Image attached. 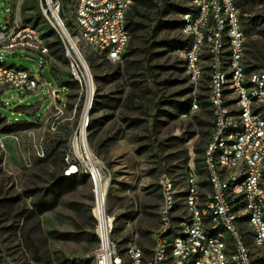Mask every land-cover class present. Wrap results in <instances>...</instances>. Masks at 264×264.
<instances>
[{"label": "rangeland", "instance_id": "374dc122", "mask_svg": "<svg viewBox=\"0 0 264 264\" xmlns=\"http://www.w3.org/2000/svg\"><path fill=\"white\" fill-rule=\"evenodd\" d=\"M55 1L61 5L60 16L77 43L93 80L94 101L88 140L96 165L110 181L107 203L108 214L115 218L113 240L122 252L131 245H138L148 256L158 227L162 196L158 160L149 140L151 116L147 115L146 108L151 103L139 67L141 51L127 58V50L122 64L110 63L106 55L82 40L75 22L77 0ZM178 1L184 7H192L191 0ZM17 2L0 0L1 28L8 27V17ZM27 5L30 9L25 12ZM41 9V0H25L22 18L42 32L50 56L45 59L34 52L17 50L4 52L0 57V62L6 66L29 70L40 84L32 93L24 89H0V115L9 120L0 121V202L18 197L27 202L30 212L34 211V198L29 193L36 191L41 198L47 187L58 182L62 169L65 166L68 169V159L79 161L74 139L88 99V86L86 83L81 86L70 77L68 58L61 57L66 46L60 32ZM176 33L173 32V36ZM251 35L248 40L259 41L255 32ZM169 49L160 50L156 58L157 63L165 67L158 70L162 81L174 82L163 86L168 102L157 119L156 145L169 163L168 173L181 180L193 163V143L194 162L202 161L212 130V113L204 99L201 110L182 117L191 104V87L182 71L184 66ZM71 55L76 57L74 53ZM42 66L45 67L43 74ZM171 66L176 68L169 70ZM263 67L264 63L257 71ZM47 83L59 93L57 100L61 103L51 96L49 88L42 89ZM201 96L206 97L204 87ZM64 177L67 176L64 174ZM85 177L86 184L77 185L71 193L63 192L55 206L39 214L37 219L15 220L14 216L4 215L0 203L1 264L7 260L36 263L35 242L47 250L44 256L48 264H96L94 253L99 241L98 222L94 216V186ZM18 205L24 207L25 204L21 201Z\"/></svg>", "mask_w": 264, "mask_h": 264}, {"label": "built area", "instance_id": "2783aa9c", "mask_svg": "<svg viewBox=\"0 0 264 264\" xmlns=\"http://www.w3.org/2000/svg\"><path fill=\"white\" fill-rule=\"evenodd\" d=\"M24 1L18 0L10 12L8 27H0V57L7 51L25 50L46 59L50 50L42 32L23 21ZM50 2L62 20L59 1ZM134 3L76 1L75 22L82 40L112 64H122L130 46L128 15ZM41 8L51 21L46 0H41ZM53 18L66 46L70 77L87 85L86 61L68 44ZM181 32L183 47L177 56L183 61L192 96L189 114L182 117L201 110L203 87L212 113L202 161L194 162L193 143V163L184 177L179 180L168 172L159 177L162 201L147 256L138 245L122 252L113 240L115 218L108 214V187L104 190L99 166L88 165L78 156L79 161L68 159L65 176L81 172L94 186L96 264H264V67L248 73L247 37L236 0H194L191 11L182 17ZM5 88L32 93L40 84L29 70L0 62V89ZM45 88L57 100L59 93L48 83ZM4 264L36 263L7 260Z\"/></svg>", "mask_w": 264, "mask_h": 264}, {"label": "trees", "instance_id": "16d2710c", "mask_svg": "<svg viewBox=\"0 0 264 264\" xmlns=\"http://www.w3.org/2000/svg\"><path fill=\"white\" fill-rule=\"evenodd\" d=\"M193 1L194 0H191L190 2L193 3ZM236 3L240 11L244 31L247 37V70L249 73H252V71L260 68L264 63V0H236ZM28 9H30L29 5H27L25 12ZM191 9L192 7L187 8L180 5L178 0H135L128 15V29L131 33L132 39L128 48L129 53L127 54V58H132L138 51H141L142 59L139 62V67L140 70L143 71V78L151 103V106L148 105L146 108L147 115L151 116L148 125L150 131L149 140L153 145L152 149L158 160L159 173L161 175L167 173L170 166L169 163H167V159L162 155V150L156 145V124L165 102H168L166 101V91L163 86L173 85L174 82L170 79L162 81L158 70L165 67L160 65V63H157L158 59L156 58L160 55V50H163L164 48H170V52H174L176 56L178 55L179 50L183 47V37L181 32L182 17L185 14H188ZM173 32H177L176 36H173ZM251 32H255L259 36V41L252 43L248 40V38L252 36ZM60 46H62L61 43ZM248 54L251 57L250 60L248 59ZM61 57L67 59L64 47L62 49ZM178 59L179 63L183 65V61L179 57ZM167 68L168 67H166V70ZM174 68L176 67L171 66L168 69L173 70ZM182 71L184 72V67ZM201 98L203 100L205 99L203 96H201ZM189 108L190 107L185 109L182 115L189 114ZM0 121L9 122L7 118L1 115ZM22 130H24V128H22ZM66 168L67 166L62 169V174L58 182L53 186L47 187L41 195V198L37 197L36 191L29 193V196L34 198L32 204L34 211L30 212V208L27 206L26 201H23L18 197H12L5 198L0 202L2 209L5 210L3 212L4 215L14 216L15 220L23 217H26L27 220H30L31 218L37 219L39 214L45 213L52 209V206H55L54 204L59 201V197L63 192L64 194L71 193L76 190L77 185L86 184L87 178L81 172L71 178L64 177ZM21 201L25 204L24 207H19L18 203ZM38 221L39 220H37V222ZM35 226L38 228L40 227V225ZM26 227H28V225ZM93 228L96 229V226H93ZM146 232H149V230ZM1 243L0 230V244ZM33 245L37 249L34 261L38 264H48L49 262L45 258L47 250L41 245V243L40 246L38 245V242L33 243ZM40 252L43 253V256L39 255ZM81 261H84V259ZM89 263L90 262H87V264ZM80 264H82V262H80Z\"/></svg>", "mask_w": 264, "mask_h": 264}, {"label": "bare ground", "instance_id": "6f19581e", "mask_svg": "<svg viewBox=\"0 0 264 264\" xmlns=\"http://www.w3.org/2000/svg\"><path fill=\"white\" fill-rule=\"evenodd\" d=\"M46 1H47V4L50 5V8H51L52 13H53V15L49 14L51 20H53V22H55L54 18H53V17H55V20H57L61 29L64 31V35L71 42L72 48H74L75 53H77L79 55V57L82 58L83 55L80 52L74 38L70 34L67 26L64 25V22L62 20L58 19V11L53 9V6L51 5L50 0H46ZM55 25L58 26L56 22H55ZM86 77H87V85H88L87 105H86V108L84 110V114H83V118L81 121L80 128H79L78 132L76 133V136L74 139V146H75V152H76L78 157H80L88 165L96 166V163H95L96 158H95V155H94L92 149L90 148V144H89V140H88V128H85L87 120H88V127L90 126V114H91V109H92L93 101H94V96H93L94 85H93V80L91 77L90 70H87ZM102 179H103V188H104V190H106V187H109L110 181L108 179L104 178V175H102Z\"/></svg>", "mask_w": 264, "mask_h": 264}, {"label": "water", "instance_id": "95a60500", "mask_svg": "<svg viewBox=\"0 0 264 264\" xmlns=\"http://www.w3.org/2000/svg\"><path fill=\"white\" fill-rule=\"evenodd\" d=\"M68 44L71 45V43L68 41ZM83 58V57H82ZM94 94V93H93ZM85 128H88V120L86 122Z\"/></svg>", "mask_w": 264, "mask_h": 264}, {"label": "crops", "instance_id": "0c3cea01", "mask_svg": "<svg viewBox=\"0 0 264 264\" xmlns=\"http://www.w3.org/2000/svg\"><path fill=\"white\" fill-rule=\"evenodd\" d=\"M46 62L48 63V61L46 60ZM48 65H49V63H48Z\"/></svg>", "mask_w": 264, "mask_h": 264}]
</instances>
